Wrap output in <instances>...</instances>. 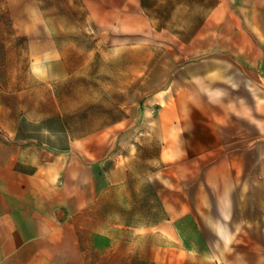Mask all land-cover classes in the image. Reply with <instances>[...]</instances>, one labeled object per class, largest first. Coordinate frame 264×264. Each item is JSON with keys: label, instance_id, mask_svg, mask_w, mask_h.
Here are the masks:
<instances>
[{"label": "crops", "instance_id": "0c3cea01", "mask_svg": "<svg viewBox=\"0 0 264 264\" xmlns=\"http://www.w3.org/2000/svg\"><path fill=\"white\" fill-rule=\"evenodd\" d=\"M99 2L102 16L133 14L128 0ZM8 11L0 7V264H264L263 216L253 212L264 209L261 137L252 179L203 114L170 152L164 133L154 141L148 131L150 110L139 130L138 82L151 86L153 57L132 47L91 56L57 22L27 39L31 27L11 29ZM157 163L168 172L155 173Z\"/></svg>", "mask_w": 264, "mask_h": 264}, {"label": "rangeland", "instance_id": "374dc122", "mask_svg": "<svg viewBox=\"0 0 264 264\" xmlns=\"http://www.w3.org/2000/svg\"><path fill=\"white\" fill-rule=\"evenodd\" d=\"M128 3L133 14L122 16H102L99 0H3L0 7L9 9L5 23L11 29L19 23L25 29L31 27L27 39L34 25L41 23L46 30L51 22H57L68 24L75 50L91 56L127 54L132 47L138 56L153 57V63L148 64L153 77L147 83L151 86L142 87V81L138 82L139 130H143L140 123L146 110H150L148 117L154 123L148 131L152 139L156 141L164 133L165 139L171 140L166 149L172 152L177 144L173 141H179V132L188 131L194 119L203 114L204 119L219 125L232 154L241 159L239 164H247L252 179L258 167V137L261 152L264 151V0H128ZM43 35L48 38L49 32ZM108 66L112 64L107 63ZM175 80L180 86L172 90ZM81 98L77 97L80 102ZM96 99L91 97L92 101ZM103 99L108 104L114 103L113 96ZM141 149L133 157L138 166L144 164L140 160L144 153ZM153 169L155 173H162L158 172L161 169L168 172V165L157 163ZM241 180L239 187L246 195L252 198L258 194L255 184L243 185ZM169 191L171 197H179L170 173ZM159 195L154 193V219L161 213ZM258 195L263 205V185ZM260 210L264 231V209L255 208L253 212L257 214ZM252 227V231L257 230ZM141 230L145 229H137ZM169 231L174 229L171 227ZM169 237L174 239L173 235Z\"/></svg>", "mask_w": 264, "mask_h": 264}]
</instances>
